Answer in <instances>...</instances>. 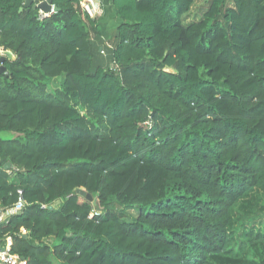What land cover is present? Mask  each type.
I'll return each instance as SVG.
<instances>
[{
  "label": "trees",
  "instance_id": "trees-1",
  "mask_svg": "<svg viewBox=\"0 0 264 264\" xmlns=\"http://www.w3.org/2000/svg\"><path fill=\"white\" fill-rule=\"evenodd\" d=\"M24 1L0 0V48L14 56L0 132L16 134L0 138V208L24 202L0 223L9 252L264 264V231L237 249L229 233L235 206L264 194V0H204L188 22L195 0H110L121 21L108 41L79 0H52L45 17Z\"/></svg>",
  "mask_w": 264,
  "mask_h": 264
},
{
  "label": "rangeland",
  "instance_id": "rangeland-1",
  "mask_svg": "<svg viewBox=\"0 0 264 264\" xmlns=\"http://www.w3.org/2000/svg\"><path fill=\"white\" fill-rule=\"evenodd\" d=\"M204 7V0H195L192 7V12L187 19L188 21L196 20L201 16L202 8ZM102 22L99 21L100 30H103ZM62 77H57L55 80L50 82L48 86L49 91H54L60 84ZM16 134L12 132H0V138L8 139L15 137ZM60 201L55 202L52 207L56 208L60 205ZM233 224L229 231L231 238V246L233 249H237L240 242L244 239V233L248 230L254 232L264 231V194L261 191H255L251 193L246 199L241 201L232 212ZM47 244H51L50 240L46 241ZM258 256L249 251L248 254L243 255V259H251L256 261ZM54 264H62L53 259Z\"/></svg>",
  "mask_w": 264,
  "mask_h": 264
},
{
  "label": "built area",
  "instance_id": "built-area-1",
  "mask_svg": "<svg viewBox=\"0 0 264 264\" xmlns=\"http://www.w3.org/2000/svg\"><path fill=\"white\" fill-rule=\"evenodd\" d=\"M42 1L44 0H38V3ZM79 2L81 9L89 17L97 18L100 15L101 9L97 0H79ZM37 12L39 14V17H45L53 13L52 9L48 13H43L42 11L39 10ZM3 51L4 50L0 48V56L2 55ZM100 54L104 55V50L100 49ZM145 124L149 125L148 122H146ZM23 206H24V202L21 199H19L18 202L6 212L2 208H0V223L4 222L9 215L20 212ZM10 246H11V240L10 238H6L4 240V246L0 250V264H26L25 261L19 259L17 256L12 255L9 252Z\"/></svg>",
  "mask_w": 264,
  "mask_h": 264
},
{
  "label": "crops",
  "instance_id": "crops-1",
  "mask_svg": "<svg viewBox=\"0 0 264 264\" xmlns=\"http://www.w3.org/2000/svg\"><path fill=\"white\" fill-rule=\"evenodd\" d=\"M100 9H101V13L100 15L97 17V21L99 23L102 22V27L103 30H100V27L98 28L102 38L105 41L110 40L116 32V28L119 24V22L121 21L120 17L118 16L117 12L113 9L112 5H111V1L110 0H97ZM107 54L103 57H106ZM4 246V241H0V250L2 249V247Z\"/></svg>",
  "mask_w": 264,
  "mask_h": 264
},
{
  "label": "water",
  "instance_id": "water-1",
  "mask_svg": "<svg viewBox=\"0 0 264 264\" xmlns=\"http://www.w3.org/2000/svg\"><path fill=\"white\" fill-rule=\"evenodd\" d=\"M31 9L32 11H42L43 13H48L51 9L53 12H55L57 10V7L52 4V0H44L40 3H38V0H25L23 5H22V9ZM5 59L8 60H13L14 56L10 51H3L2 55L0 56V72H2L3 70H5V67L3 66V62ZM10 167V163H6V165H4V169H8ZM77 193L79 195H84L83 191H77ZM87 199L88 200H92L90 195H87ZM48 209H52V207L50 206Z\"/></svg>",
  "mask_w": 264,
  "mask_h": 264
}]
</instances>
